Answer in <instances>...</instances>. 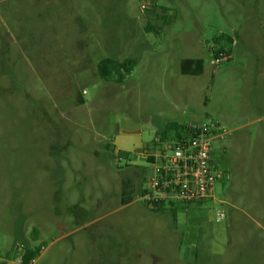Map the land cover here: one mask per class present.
I'll use <instances>...</instances> for the list:
<instances>
[{"label":"rangeland","instance_id":"1","mask_svg":"<svg viewBox=\"0 0 264 264\" xmlns=\"http://www.w3.org/2000/svg\"><path fill=\"white\" fill-rule=\"evenodd\" d=\"M105 56L136 65L106 82ZM209 121L211 198L138 201L143 146ZM16 243L34 264H264V0H0V255Z\"/></svg>","mask_w":264,"mask_h":264},{"label":"built area","instance_id":"2","mask_svg":"<svg viewBox=\"0 0 264 264\" xmlns=\"http://www.w3.org/2000/svg\"><path fill=\"white\" fill-rule=\"evenodd\" d=\"M222 135L220 126L214 121L178 125L143 146L140 154L149 170L137 200L151 210H160L165 205L173 207L211 198V185L218 170L213 160L215 147L210 142ZM221 216L218 211L216 219ZM25 246L16 243V255H0V264H34L35 255L25 261Z\"/></svg>","mask_w":264,"mask_h":264},{"label":"trees","instance_id":"3","mask_svg":"<svg viewBox=\"0 0 264 264\" xmlns=\"http://www.w3.org/2000/svg\"><path fill=\"white\" fill-rule=\"evenodd\" d=\"M220 39H223V35H220L215 39V41ZM215 55L217 56L218 53ZM135 65L136 61L132 58H126L122 61H118L112 57H105L96 63V71L100 79L106 82L115 81L120 83L124 80L125 76L130 73ZM179 70L183 74L199 75L202 72V60L198 58L183 59L179 64ZM176 125L177 124L175 123L169 124L165 129V132L167 129H170ZM37 251L38 249L36 247L26 245L24 252L25 261L36 255Z\"/></svg>","mask_w":264,"mask_h":264},{"label":"water","instance_id":"4","mask_svg":"<svg viewBox=\"0 0 264 264\" xmlns=\"http://www.w3.org/2000/svg\"><path fill=\"white\" fill-rule=\"evenodd\" d=\"M120 129L123 132H132L136 129V127L130 122L129 119L121 118L120 119Z\"/></svg>","mask_w":264,"mask_h":264},{"label":"flooded vegetation","instance_id":"5","mask_svg":"<svg viewBox=\"0 0 264 264\" xmlns=\"http://www.w3.org/2000/svg\"><path fill=\"white\" fill-rule=\"evenodd\" d=\"M224 152H225V149L224 148H222L219 151H217L215 149L214 154H213V160H214L215 167H218L217 166V163H220L221 160L223 159V157L225 156V153ZM217 169H219V168H217Z\"/></svg>","mask_w":264,"mask_h":264},{"label":"crops","instance_id":"6","mask_svg":"<svg viewBox=\"0 0 264 264\" xmlns=\"http://www.w3.org/2000/svg\"><path fill=\"white\" fill-rule=\"evenodd\" d=\"M105 57H106V56H105ZM105 57H104V58H105Z\"/></svg>","mask_w":264,"mask_h":264}]
</instances>
